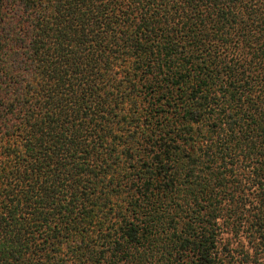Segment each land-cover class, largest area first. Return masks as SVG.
<instances>
[{
    "label": "trees",
    "instance_id": "1",
    "mask_svg": "<svg viewBox=\"0 0 264 264\" xmlns=\"http://www.w3.org/2000/svg\"><path fill=\"white\" fill-rule=\"evenodd\" d=\"M0 264H264V0H0Z\"/></svg>",
    "mask_w": 264,
    "mask_h": 264
},
{
    "label": "rangeland",
    "instance_id": "2",
    "mask_svg": "<svg viewBox=\"0 0 264 264\" xmlns=\"http://www.w3.org/2000/svg\"><path fill=\"white\" fill-rule=\"evenodd\" d=\"M227 237L231 238L230 235H228V234L225 233L224 236H223V238H227Z\"/></svg>",
    "mask_w": 264,
    "mask_h": 264
}]
</instances>
